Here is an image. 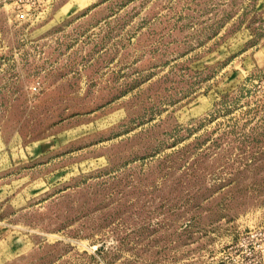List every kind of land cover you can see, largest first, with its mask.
<instances>
[{
  "label": "rangeland",
  "instance_id": "rangeland-1",
  "mask_svg": "<svg viewBox=\"0 0 264 264\" xmlns=\"http://www.w3.org/2000/svg\"><path fill=\"white\" fill-rule=\"evenodd\" d=\"M0 264H264V0H0Z\"/></svg>",
  "mask_w": 264,
  "mask_h": 264
}]
</instances>
